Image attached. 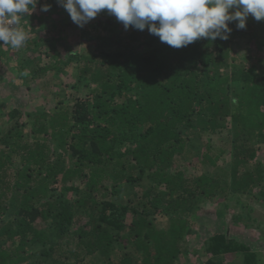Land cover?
Segmentation results:
<instances>
[{
  "label": "trees",
  "instance_id": "1",
  "mask_svg": "<svg viewBox=\"0 0 264 264\" xmlns=\"http://www.w3.org/2000/svg\"><path fill=\"white\" fill-rule=\"evenodd\" d=\"M107 22L114 50L17 70L27 84L78 64L81 96L64 104L72 95L57 83L51 112H4L0 102V264L188 263L182 245L197 237L203 203L246 196L264 209V57L249 69L231 58L229 40L176 49ZM220 135L229 139L215 149ZM191 155L214 171L181 169ZM202 242V264H262L226 233Z\"/></svg>",
  "mask_w": 264,
  "mask_h": 264
},
{
  "label": "rangeland",
  "instance_id": "2",
  "mask_svg": "<svg viewBox=\"0 0 264 264\" xmlns=\"http://www.w3.org/2000/svg\"><path fill=\"white\" fill-rule=\"evenodd\" d=\"M44 4L51 5L48 12L40 10ZM107 20H116V18L110 15L107 10H102L85 27L80 28L73 23L68 12L57 3V0H40L36 10L29 13L27 19H24V16L21 18L20 25L30 36L31 45L23 46L19 50L7 47L5 49L7 55L0 57V102L4 112L16 108L23 113L51 112L59 102L57 83L63 85L65 93L72 95L70 98L63 96L60 98L64 104H69L73 98L81 96L82 89L78 92L74 88L76 86L75 67H78V64H75L66 74L59 75V78L54 77L50 72L34 81L27 78V84L17 78V70L25 68L27 73L32 72L38 67L50 66L54 61L64 60L70 53L91 55L105 49L106 51H110V48L114 50L116 44L113 43L114 39L111 37L113 34L110 32L113 25ZM54 25L55 28H53ZM254 31H257L258 40L262 42V50L258 49L253 38ZM107 39H111L110 44H106ZM39 40H43V43H39L36 48L33 43ZM228 40L231 58L239 59L238 61L243 62L250 69L255 66L258 58L264 57V20L256 21L250 15L246 29L232 28ZM30 60L34 62L31 63ZM227 136L213 137V147L216 149L223 146L224 142L229 139ZM202 143H206V141L202 139L200 144ZM200 144L197 143L196 146L198 147ZM227 151L229 152V149ZM194 153L193 151V155ZM193 155L188 156V160H181L182 163L179 166L183 169L184 165L188 166L189 162H192L193 164L188 167L187 172L195 175L197 171L199 173L206 169L197 165L198 160L196 159L198 158ZM223 164V160L218 163L219 166H223ZM209 170L214 171L213 169L206 171ZM216 209L224 211L222 220L218 219ZM196 213L198 215L195 224L197 237L189 238L183 243L182 249L191 250V254L188 256V263L182 261L181 264H202V260L206 258L201 250L203 249L202 241L216 232L226 233L231 238L246 242L254 251L260 253L263 264L264 209L259 202L246 196H233L227 201L221 202L220 205L211 202L203 203ZM234 261L235 259L231 257L226 260L231 264Z\"/></svg>",
  "mask_w": 264,
  "mask_h": 264
},
{
  "label": "clouds",
  "instance_id": "3",
  "mask_svg": "<svg viewBox=\"0 0 264 264\" xmlns=\"http://www.w3.org/2000/svg\"><path fill=\"white\" fill-rule=\"evenodd\" d=\"M40 0H0V47L21 49L29 39L21 18L36 10ZM73 23L85 27L102 10L122 23L124 29H147L162 43L180 49L197 40L227 41L235 23L247 27L249 16L264 20V0H57ZM44 4L41 11L48 12ZM158 22V23H157Z\"/></svg>",
  "mask_w": 264,
  "mask_h": 264
},
{
  "label": "built area",
  "instance_id": "4",
  "mask_svg": "<svg viewBox=\"0 0 264 264\" xmlns=\"http://www.w3.org/2000/svg\"><path fill=\"white\" fill-rule=\"evenodd\" d=\"M21 26V25H20ZM0 44H3V41H0Z\"/></svg>",
  "mask_w": 264,
  "mask_h": 264
}]
</instances>
